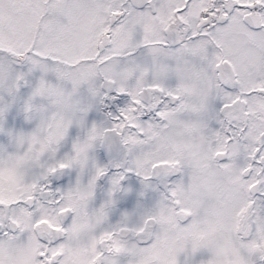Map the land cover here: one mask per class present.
Here are the masks:
<instances>
[{
  "label": "snow or ice",
  "instance_id": "1",
  "mask_svg": "<svg viewBox=\"0 0 264 264\" xmlns=\"http://www.w3.org/2000/svg\"><path fill=\"white\" fill-rule=\"evenodd\" d=\"M0 264H264V0H0Z\"/></svg>",
  "mask_w": 264,
  "mask_h": 264
}]
</instances>
